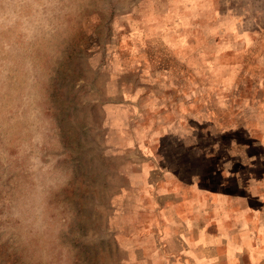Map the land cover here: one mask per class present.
Returning a JSON list of instances; mask_svg holds the SVG:
<instances>
[{
    "label": "rangeland",
    "instance_id": "1",
    "mask_svg": "<svg viewBox=\"0 0 264 264\" xmlns=\"http://www.w3.org/2000/svg\"><path fill=\"white\" fill-rule=\"evenodd\" d=\"M252 158L264 0H0V264H191Z\"/></svg>",
    "mask_w": 264,
    "mask_h": 264
},
{
    "label": "crops",
    "instance_id": "2",
    "mask_svg": "<svg viewBox=\"0 0 264 264\" xmlns=\"http://www.w3.org/2000/svg\"><path fill=\"white\" fill-rule=\"evenodd\" d=\"M245 164L231 169L225 164L219 202L212 207L206 197L202 207H194L192 220L183 226L188 238L180 243L186 244L176 257L191 264H264V158Z\"/></svg>",
    "mask_w": 264,
    "mask_h": 264
}]
</instances>
